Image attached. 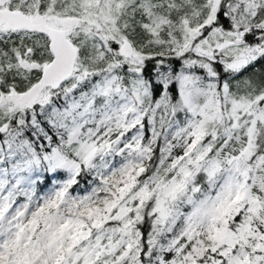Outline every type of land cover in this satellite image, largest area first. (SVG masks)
I'll list each match as a JSON object with an SVG mask.
<instances>
[{"label":"snow or ice","instance_id":"6c2138e0","mask_svg":"<svg viewBox=\"0 0 264 264\" xmlns=\"http://www.w3.org/2000/svg\"><path fill=\"white\" fill-rule=\"evenodd\" d=\"M0 264H264V0H0Z\"/></svg>","mask_w":264,"mask_h":264}]
</instances>
